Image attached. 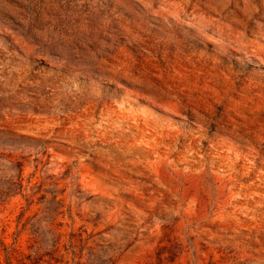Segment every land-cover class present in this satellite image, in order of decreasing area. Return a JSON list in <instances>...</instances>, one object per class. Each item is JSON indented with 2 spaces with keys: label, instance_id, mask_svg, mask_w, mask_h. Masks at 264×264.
I'll return each mask as SVG.
<instances>
[{
  "label": "rangeland",
  "instance_id": "1",
  "mask_svg": "<svg viewBox=\"0 0 264 264\" xmlns=\"http://www.w3.org/2000/svg\"><path fill=\"white\" fill-rule=\"evenodd\" d=\"M0 264H264V0H0Z\"/></svg>",
  "mask_w": 264,
  "mask_h": 264
},
{
  "label": "trees",
  "instance_id": "2",
  "mask_svg": "<svg viewBox=\"0 0 264 264\" xmlns=\"http://www.w3.org/2000/svg\"><path fill=\"white\" fill-rule=\"evenodd\" d=\"M58 242L55 240L54 242H53V244H51L53 247H55L56 248V244H57ZM6 260H7V262L9 263V252L8 251H6Z\"/></svg>",
  "mask_w": 264,
  "mask_h": 264
}]
</instances>
